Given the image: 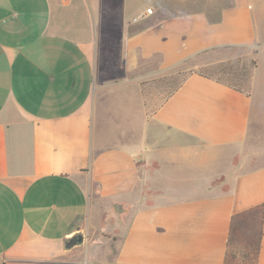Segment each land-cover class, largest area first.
I'll return each instance as SVG.
<instances>
[{
    "label": "crops",
    "instance_id": "0c3cea01",
    "mask_svg": "<svg viewBox=\"0 0 264 264\" xmlns=\"http://www.w3.org/2000/svg\"><path fill=\"white\" fill-rule=\"evenodd\" d=\"M115 29L134 95L103 141L95 54ZM209 53L256 61L250 96L189 73ZM172 76L148 112L143 84ZM229 251L264 264V0H0V264Z\"/></svg>",
    "mask_w": 264,
    "mask_h": 264
},
{
    "label": "rangeland",
    "instance_id": "374dc122",
    "mask_svg": "<svg viewBox=\"0 0 264 264\" xmlns=\"http://www.w3.org/2000/svg\"><path fill=\"white\" fill-rule=\"evenodd\" d=\"M117 34L116 29L111 30L109 36L107 35L102 39L95 54L97 83L100 88L97 91V96L99 98V101L96 100L99 103L97 115L101 119V127L104 128L103 134L100 135L103 141H107L110 136L112 138L118 137L121 134V129L126 127L119 124L112 125L109 121H111V119L118 123L124 121V110L121 106L125 103L127 95H134L132 89L134 84H130L129 82V85H124V80L126 79L132 82L134 79V72L125 71L126 68L123 66L124 62H122L120 56ZM217 57L218 55L216 56L214 53L198 56L190 61L189 73H197L202 68L213 65L211 62ZM185 75L186 72L184 71V76ZM180 79V76H172L160 78L155 84L151 82L147 87L143 84V97L147 106V111H154L156 107L178 87ZM89 189L92 192V184ZM110 255L112 256L114 253Z\"/></svg>",
    "mask_w": 264,
    "mask_h": 264
},
{
    "label": "trees",
    "instance_id": "16d2710c",
    "mask_svg": "<svg viewBox=\"0 0 264 264\" xmlns=\"http://www.w3.org/2000/svg\"><path fill=\"white\" fill-rule=\"evenodd\" d=\"M256 68L257 63L254 59L236 58L202 68L197 74L250 96ZM172 93L173 91L169 96ZM247 258L249 259V256L244 253L229 251L225 264H243Z\"/></svg>",
    "mask_w": 264,
    "mask_h": 264
},
{
    "label": "built area",
    "instance_id": "2783aa9c",
    "mask_svg": "<svg viewBox=\"0 0 264 264\" xmlns=\"http://www.w3.org/2000/svg\"><path fill=\"white\" fill-rule=\"evenodd\" d=\"M148 13H152V10H149Z\"/></svg>",
    "mask_w": 264,
    "mask_h": 264
}]
</instances>
